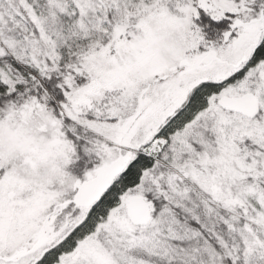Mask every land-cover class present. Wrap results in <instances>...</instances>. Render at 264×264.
Returning a JSON list of instances; mask_svg holds the SVG:
<instances>
[{"label": "snow or ice", "instance_id": "snow-or-ice-1", "mask_svg": "<svg viewBox=\"0 0 264 264\" xmlns=\"http://www.w3.org/2000/svg\"><path fill=\"white\" fill-rule=\"evenodd\" d=\"M0 264H264V0H0Z\"/></svg>", "mask_w": 264, "mask_h": 264}]
</instances>
